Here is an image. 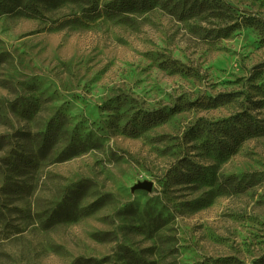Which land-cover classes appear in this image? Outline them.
<instances>
[{
    "label": "rangeland",
    "instance_id": "obj_1",
    "mask_svg": "<svg viewBox=\"0 0 264 264\" xmlns=\"http://www.w3.org/2000/svg\"><path fill=\"white\" fill-rule=\"evenodd\" d=\"M84 1L31 17L0 0V264H264V135L206 153L238 113L264 125V0L182 19L158 4L92 17L110 0ZM189 163L204 177L172 179Z\"/></svg>",
    "mask_w": 264,
    "mask_h": 264
},
{
    "label": "trees",
    "instance_id": "obj_2",
    "mask_svg": "<svg viewBox=\"0 0 264 264\" xmlns=\"http://www.w3.org/2000/svg\"><path fill=\"white\" fill-rule=\"evenodd\" d=\"M76 2H79L80 0H75ZM172 0H110L107 3H104L101 5L100 8L95 9L94 7H87L82 9V12L88 15L94 16H105L107 18H112L114 16L126 14V13H142L149 11L153 9L157 4L163 7H166L168 11H171L174 16L177 18H184L191 14L193 8L197 9L198 11L201 10V7L205 5V0H194L192 2L191 6L188 8L185 6V2L188 0H180L179 2H183L181 5H174L169 6V2ZM14 6L18 8V10H23V12H26L31 17H42L41 16V10L38 7L39 0H12ZM84 4H91L90 0H85ZM92 5V4H91ZM93 11V12H92ZM90 18L89 16H87ZM91 17V19H93ZM227 97H230V94H220L206 103L207 107H214L217 105V100H221L220 103H224V99ZM151 114L150 116H152ZM233 120H235L234 126H231V131L233 132L232 136L227 135L228 128L224 129L223 127L220 129L221 133L224 137L223 140H218L217 142L213 143L206 149V153L209 155H212L215 159L227 157L232 153V151H236L239 146L242 144V142L248 138H253L257 136L264 135V125L261 121H257L252 116L246 114V113H238ZM224 122H228V120H225ZM132 134H135L136 131L131 132ZM56 134L53 131L46 130L45 135L42 140V145L39 147V151L41 152V155L45 151H50L55 143ZM230 140L233 142V148H229L227 141ZM85 149V141L79 140L76 145H73L70 143L69 145L65 146L60 154L61 159H66L72 156H76ZM40 159H36L35 162H32L28 157H26V161L28 164L25 166L30 168L31 170H34V167L37 166L38 161ZM177 167H175V170L170 171V174L172 179L176 180L177 178H180L183 181H189L188 177H204L202 172V166H199L198 164L189 163L184 166V169L177 170ZM239 185V184H238ZM241 189V188H239ZM73 200V198H72ZM76 203H73L72 205H69L67 202H64V204L60 208V214L59 217L61 219H68V217H72L74 214V206ZM229 259L223 258L218 259L217 262H220V264H226V261Z\"/></svg>",
    "mask_w": 264,
    "mask_h": 264
},
{
    "label": "water",
    "instance_id": "obj_3",
    "mask_svg": "<svg viewBox=\"0 0 264 264\" xmlns=\"http://www.w3.org/2000/svg\"><path fill=\"white\" fill-rule=\"evenodd\" d=\"M152 188V183L150 182H139L137 184H135L131 189L132 190H144L149 192Z\"/></svg>",
    "mask_w": 264,
    "mask_h": 264
}]
</instances>
